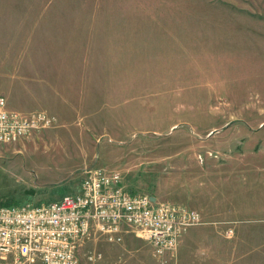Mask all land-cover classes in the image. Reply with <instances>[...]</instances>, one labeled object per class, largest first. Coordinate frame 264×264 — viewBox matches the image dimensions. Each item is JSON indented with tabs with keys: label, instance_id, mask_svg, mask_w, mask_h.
<instances>
[{
	"label": "rangeland",
	"instance_id": "1",
	"mask_svg": "<svg viewBox=\"0 0 264 264\" xmlns=\"http://www.w3.org/2000/svg\"><path fill=\"white\" fill-rule=\"evenodd\" d=\"M0 97L54 119L0 145V205L74 194L96 167L177 206L205 172L231 259L264 251V0H0ZM95 249L157 264L132 234Z\"/></svg>",
	"mask_w": 264,
	"mask_h": 264
},
{
	"label": "built area",
	"instance_id": "2",
	"mask_svg": "<svg viewBox=\"0 0 264 264\" xmlns=\"http://www.w3.org/2000/svg\"><path fill=\"white\" fill-rule=\"evenodd\" d=\"M42 111L18 112L0 97V145L52 127ZM78 192L39 205L0 206V264H108L99 242L120 244L125 234L146 242L157 264H169L197 212L160 204L127 189L117 172L84 168Z\"/></svg>",
	"mask_w": 264,
	"mask_h": 264
},
{
	"label": "crops",
	"instance_id": "3",
	"mask_svg": "<svg viewBox=\"0 0 264 264\" xmlns=\"http://www.w3.org/2000/svg\"><path fill=\"white\" fill-rule=\"evenodd\" d=\"M6 100V99H5ZM6 107L8 109H11L7 105L6 101ZM15 110V109H11ZM23 113L31 112V111H20ZM192 175V174H191ZM208 177L205 172H202V174L197 173V175H192L191 177H194L197 179L198 185L196 189L197 191L192 190L190 197L196 198L197 200L194 201H188L186 200V203L183 204L180 202L177 206H184L190 210H193L197 212L201 219V224L194 226L199 227L195 228L197 230L191 232V233H185L178 244V247L176 249L175 255L173 258L169 260V264H236V260L231 259V255H233V252L230 253V250H234L235 245L232 247L231 239L225 240V233L229 230H231L234 238V231L231 225L233 224L232 219H230L229 215L230 212L221 211L219 209H216V207L212 204H207L203 198L205 197V192L208 190L206 188L205 190L201 188V182L203 177ZM202 177V178H201ZM201 178V179H200ZM179 194H182V196L185 194V192H179ZM153 201L160 204H166L163 201V197L159 195H149ZM182 196L178 197L180 200L183 201L184 198ZM203 200V201H202ZM188 202V203H187ZM222 226L221 231L219 227L216 226ZM223 229V230H222ZM222 231H224V237L222 236ZM229 240V243H228ZM259 250H257L258 252ZM256 250H251L250 253H254ZM231 254V255H230ZM264 260V251L258 252L257 257L256 255H251L248 258L244 259L243 261H239L237 264H253V263H261Z\"/></svg>",
	"mask_w": 264,
	"mask_h": 264
},
{
	"label": "trees",
	"instance_id": "4",
	"mask_svg": "<svg viewBox=\"0 0 264 264\" xmlns=\"http://www.w3.org/2000/svg\"><path fill=\"white\" fill-rule=\"evenodd\" d=\"M0 206H4V205H0ZM6 206H8V205H6Z\"/></svg>",
	"mask_w": 264,
	"mask_h": 264
}]
</instances>
